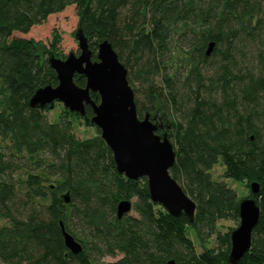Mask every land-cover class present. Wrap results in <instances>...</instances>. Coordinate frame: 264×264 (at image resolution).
<instances>
[{
	"label": "trees",
	"instance_id": "16d2710c",
	"mask_svg": "<svg viewBox=\"0 0 264 264\" xmlns=\"http://www.w3.org/2000/svg\"><path fill=\"white\" fill-rule=\"evenodd\" d=\"M71 5L94 59L108 40L128 70L139 118L170 126V173L196 203L192 222L153 203L145 178L120 174L100 131L78 138L82 116L51 122V107L30 106L58 77L50 51L14 33ZM60 42L55 33L52 48ZM219 163L224 178L260 183L259 221L237 264H264V0H0V264H232L231 232L218 225L239 224L241 198L213 178ZM123 200L135 214L118 217ZM61 223L82 252L66 247Z\"/></svg>",
	"mask_w": 264,
	"mask_h": 264
},
{
	"label": "water",
	"instance_id": "95a60500",
	"mask_svg": "<svg viewBox=\"0 0 264 264\" xmlns=\"http://www.w3.org/2000/svg\"><path fill=\"white\" fill-rule=\"evenodd\" d=\"M75 37L79 54L72 52L66 58H59L50 51L48 62L57 73L58 84L37 89L29 101L30 106L38 109L53 108L58 102L70 114L83 116L86 124L100 129L120 174L129 179L145 178L153 203L161 204L175 217L185 215L192 222L196 203L171 176L176 152L168 132L157 133L160 126L154 115L147 114L139 118L128 70L120 62L110 41H99L97 59H94L95 53L90 48L89 38L80 27ZM213 48L214 43H211L207 55ZM76 76L86 78V85H79L75 81ZM92 93L98 97L93 99ZM87 105L93 110L92 117L86 115ZM251 189L253 195L258 194L260 185L253 182ZM64 198L69 201L67 195ZM132 209V201H121L117 208L118 217L122 218ZM239 209V225L230 233L229 261L232 264H237L249 251L252 234L260 217V207L254 197L242 199ZM61 229L66 247L73 254L82 252L81 243L65 229L63 223ZM168 264H174V261Z\"/></svg>",
	"mask_w": 264,
	"mask_h": 264
},
{
	"label": "rangeland",
	"instance_id": "374dc122",
	"mask_svg": "<svg viewBox=\"0 0 264 264\" xmlns=\"http://www.w3.org/2000/svg\"><path fill=\"white\" fill-rule=\"evenodd\" d=\"M79 17L77 14L76 6H68L64 11L52 14L48 19L40 24L34 26L29 33L23 34L19 32L14 33V37L33 39L35 42L42 44L45 49L52 51L59 58H66L70 53L79 54V45L75 37L76 31L79 28ZM57 33L61 36V42L56 48H52V41L54 34ZM66 109L62 103H55L54 107L50 109L47 113L48 118L51 122L60 121L61 118L65 119ZM67 117V115H66ZM73 123V132L80 139H86L95 137L99 133V128L96 126H88L85 123V118L75 116L72 119ZM157 123V122H156ZM158 132V131H157ZM101 134V132H100ZM159 134V133H158ZM213 178L218 181H225L231 188L235 189L238 193V196L242 199L252 197L251 184L247 182H239L233 179L224 178V167L221 163L217 164L212 170ZM259 185L260 183L257 182ZM261 187V186H260ZM131 214H135L131 212ZM6 223L3 220H0V226L5 225ZM239 224L230 220H221L219 222V229L222 233L231 232L238 227ZM189 235L196 244L198 252H202L205 248L200 240L195 236V233L192 229L189 230ZM217 241L215 238H212L206 247L216 246ZM121 255L117 257H106L104 258L105 262H114L118 260Z\"/></svg>",
	"mask_w": 264,
	"mask_h": 264
},
{
	"label": "flooded vegetation",
	"instance_id": "af4514ba",
	"mask_svg": "<svg viewBox=\"0 0 264 264\" xmlns=\"http://www.w3.org/2000/svg\"><path fill=\"white\" fill-rule=\"evenodd\" d=\"M157 122H158V125L160 126L159 130H161L162 132L167 130L166 125L162 121L159 120Z\"/></svg>",
	"mask_w": 264,
	"mask_h": 264
},
{
	"label": "bare ground",
	"instance_id": "6f19581e",
	"mask_svg": "<svg viewBox=\"0 0 264 264\" xmlns=\"http://www.w3.org/2000/svg\"><path fill=\"white\" fill-rule=\"evenodd\" d=\"M64 108H65V107H64ZM87 125H88V124H87ZM88 126H90V125H88ZM131 212H132V211H131ZM131 212H130V213H131ZM130 213H129V214H130Z\"/></svg>",
	"mask_w": 264,
	"mask_h": 264
}]
</instances>
